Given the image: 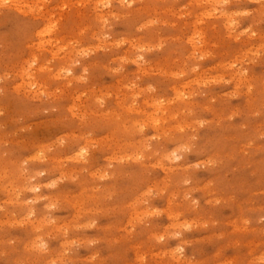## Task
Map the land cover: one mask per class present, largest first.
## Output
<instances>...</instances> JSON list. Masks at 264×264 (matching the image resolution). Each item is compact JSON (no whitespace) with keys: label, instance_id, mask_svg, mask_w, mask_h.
I'll list each match as a JSON object with an SVG mask.
<instances>
[{"label":"rangeland","instance_id":"rangeland-1","mask_svg":"<svg viewBox=\"0 0 264 264\" xmlns=\"http://www.w3.org/2000/svg\"><path fill=\"white\" fill-rule=\"evenodd\" d=\"M0 264H264V0H0Z\"/></svg>","mask_w":264,"mask_h":264}]
</instances>
